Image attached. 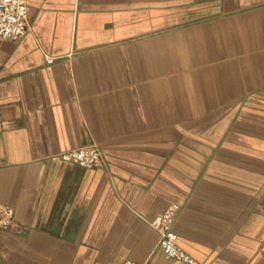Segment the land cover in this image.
Returning a JSON list of instances; mask_svg holds the SVG:
<instances>
[{
    "label": "crops",
    "instance_id": "crops-1",
    "mask_svg": "<svg viewBox=\"0 0 264 264\" xmlns=\"http://www.w3.org/2000/svg\"><path fill=\"white\" fill-rule=\"evenodd\" d=\"M0 40V264H264V0H26ZM47 58H52L48 63ZM97 143L104 164L58 154Z\"/></svg>",
    "mask_w": 264,
    "mask_h": 264
},
{
    "label": "built area",
    "instance_id": "built-area-1",
    "mask_svg": "<svg viewBox=\"0 0 264 264\" xmlns=\"http://www.w3.org/2000/svg\"><path fill=\"white\" fill-rule=\"evenodd\" d=\"M29 30L28 6L26 0H0V40L18 42ZM50 63L52 58H47ZM64 161L73 162L82 167H94L104 164V154L97 143L75 148L58 154ZM179 210L175 203L169 204L161 213L148 221L158 234V247L166 257L179 260L186 264H200L187 253L177 241L172 224ZM13 224V210L0 206V229H8ZM123 264H140L126 260Z\"/></svg>",
    "mask_w": 264,
    "mask_h": 264
}]
</instances>
